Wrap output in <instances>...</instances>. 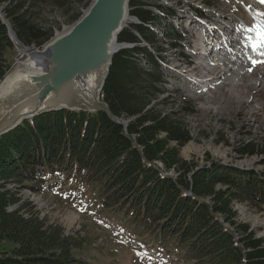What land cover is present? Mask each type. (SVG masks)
Wrapping results in <instances>:
<instances>
[{"label": "trees", "instance_id": "16d2710c", "mask_svg": "<svg viewBox=\"0 0 264 264\" xmlns=\"http://www.w3.org/2000/svg\"><path fill=\"white\" fill-rule=\"evenodd\" d=\"M0 2H8L6 19L22 43L42 48L51 40L55 30L45 31L32 20L35 0ZM89 5L90 1L82 8ZM147 6L131 0L130 7H137L131 15L144 22V27L160 26L168 35L175 34L172 22L164 21L174 15H154L157 21L147 23L152 19L151 12L144 9ZM78 8L73 22L81 17ZM146 31L129 26L118 42H139L135 32L147 39ZM149 35L156 36L151 29ZM137 36L140 43L145 41ZM14 49L0 19V78L9 69L7 57ZM137 49L114 55L102 93L112 116L126 118L128 125L105 112L58 111L28 120L0 138V243L14 244L9 251L0 252V264H88L72 253L82 241L62 236L58 228L26 216L28 205L7 211L21 201L18 187L39 194L77 190L93 208L92 215L111 214L112 221L128 224L140 236L138 244L167 259L174 257V264H264L263 241L245 225H236L230 203L220 197V191L214 192L216 185L224 186L264 213V179L215 163L191 172L176 151L167 150L172 142L186 145L189 133L174 118L149 109L152 99L164 94L156 87L163 78L152 58V70L139 67L141 55L146 61L148 56L136 54ZM161 134L166 135L165 141L158 140ZM247 149L251 156H263V147L244 146L241 153L248 155ZM157 163L167 172L178 171V177L164 176ZM189 172L194 173L191 179ZM207 197L212 204L205 201Z\"/></svg>", "mask_w": 264, "mask_h": 264}, {"label": "rangeland", "instance_id": "374dc122", "mask_svg": "<svg viewBox=\"0 0 264 264\" xmlns=\"http://www.w3.org/2000/svg\"><path fill=\"white\" fill-rule=\"evenodd\" d=\"M59 1L62 3H58L57 0H35L34 10H32L33 22L45 31L50 29L55 30L51 40L45 44L49 42L51 43L52 39H55L58 34L72 27L75 23L73 22V16L78 11L79 6L82 15L84 9L87 8L82 7H84L89 1L90 3L92 2V0ZM133 1L135 3L142 2L148 5L146 9L154 11L153 15H155V12L162 14L165 13L162 10L163 7L160 6V4H163L169 10L176 12L177 17H175L174 23L178 29L180 28L182 35H184L183 32L187 31L184 39H180L184 48L179 50V52L183 53L185 57L179 52L176 53L172 47L174 44L169 46L165 43L162 27L161 30L160 28L155 27V33L157 35L155 37L148 36L147 31L145 33V35L148 36L145 43H147L146 45L150 48H144L143 54L149 57L151 63L152 55L160 50H166L168 52L167 57L169 64L176 65L173 63V59L175 58L185 60L182 61V63H184V66L181 67L182 69L180 67L178 68V66L175 68L179 71L178 79L181 85L177 87L172 86L168 81V77H166L167 85L165 86L167 88V93L163 91L164 88L161 85H157L156 87L166 94H159L157 97L153 98L150 103L151 106L149 107V109H154L157 112H161L166 116L174 118L176 121L184 125L189 133L190 141L186 145L179 147L177 143L172 142L168 144L167 150L176 151L178 159L183 163H187L191 172L195 171L196 173V171L198 172L203 168H210L212 167V164L215 163L220 167H231L241 171L254 173L264 179V153L263 156H251L249 149H247L249 151L248 155L241 153V149L244 146L249 147L255 145L259 146L260 149H262V147L264 148L263 110L257 111V113L254 114L249 108H247V106H242L237 102H233L231 97H229V91H231V89H229L230 85L227 84L221 89L224 98L222 96L218 98V96L214 95L207 99V94L205 93H203L198 100H189L181 98L180 96V91L183 90L184 84L192 83L193 86H198V81L191 77L189 73V70L196 65L195 57L198 55L196 52L200 51V48L198 49L197 44L195 43L199 39L198 34L195 33V31H191V24L196 22L197 26V20L201 21L202 19L198 11L202 10L205 12L206 19H208L206 20L208 22L206 27L210 29V31L207 32V37L213 39L214 35L217 36L214 30L217 25L219 26L218 18L221 19L223 15H226L223 9L208 7L205 5V0ZM247 1V5L252 6L253 1ZM211 2L212 6H214L213 2H218V0H212ZM232 4H234V2H232ZM160 7H162V9ZM237 9L238 7L235 8V10ZM6 11L7 4L0 2L1 19H6V16L4 17ZM239 16L243 17V19H248V17H246L247 15H243L242 11ZM155 17L152 16V19L155 20ZM134 21L136 23L138 22L136 19H134ZM164 21L167 22V19L165 18ZM184 21L189 23L188 28L187 24L183 26ZM134 25V23L130 24V26ZM6 27L8 30L7 24ZM145 30L148 29L145 28ZM141 32H143L142 29ZM14 46V51L7 57L9 69L7 73L0 78V84L18 64L23 63L26 60L27 55L25 53L22 55L19 54L16 44H14ZM31 47L39 50L41 49L36 46ZM166 48L169 49L167 50ZM189 61H191V65H188ZM142 69L147 72L151 70V68L146 70V66ZM242 86L244 87L243 83ZM170 87L173 89L172 92ZM208 92L209 91H207V93ZM185 96L191 98L194 97L191 92L185 94ZM260 96L263 103L264 92H261ZM257 102L261 101L258 100ZM120 120L124 123L123 125H128L129 123V120L126 118H121ZM165 138L166 135L161 134L158 140L165 141ZM157 167L162 171L164 176L166 175V177L169 176L174 179L178 177V171L176 170H170L167 172L163 166L157 165ZM191 172H189V175L187 176L188 179H191L192 175H194V173ZM11 188L15 189V187ZM214 189V192L220 191V197L230 203V207L235 213L234 223L236 225H245L256 239L262 240L264 243V213L256 208L251 202L239 198L233 190L221 185H216ZM16 193L21 201L16 205L9 206L7 211L12 212L18 208V205L26 204L28 205L27 210L30 211L29 213H25L26 216L35 217L44 221L45 225L51 229L58 228L62 236L73 237L82 241V245L79 248L72 249V253L76 259L83 260L88 264L169 263V261L164 262L165 259L163 260L161 258L162 256L156 258L155 252H150L143 246L138 245L141 238L139 235L131 232V228L128 224L121 223L117 219L112 221L111 214L110 216L107 214L104 217L102 215L98 218L92 215L93 208L86 203L83 196L80 195L77 190L65 192L63 193V196H61V194L58 195L51 193L37 194L32 190L18 187ZM205 201L209 204H212L213 202L211 197H207ZM220 222L223 223L222 220H220ZM225 227L235 231V229L231 228L229 225L225 224ZM8 244L12 247L14 246V244Z\"/></svg>", "mask_w": 264, "mask_h": 264}, {"label": "water", "instance_id": "95a60500", "mask_svg": "<svg viewBox=\"0 0 264 264\" xmlns=\"http://www.w3.org/2000/svg\"><path fill=\"white\" fill-rule=\"evenodd\" d=\"M131 0H94L70 31L35 49L9 35L27 55L0 84V138L24 122L58 111L105 112L102 100L113 57L122 48L118 36L126 28Z\"/></svg>", "mask_w": 264, "mask_h": 264}, {"label": "bare ground", "instance_id": "6f19581e", "mask_svg": "<svg viewBox=\"0 0 264 264\" xmlns=\"http://www.w3.org/2000/svg\"><path fill=\"white\" fill-rule=\"evenodd\" d=\"M93 1L94 0H92L90 5L93 3ZM205 1H206V4H205L206 6L223 9L226 15L225 16L223 15L221 19L218 18L219 26L217 25L216 29L214 30L217 36L214 35L215 37L213 36V39H211L207 37V32L210 31V29L206 27V25L208 24V22L206 21L208 20L206 19V13L203 12L202 10L198 11L202 19L201 21L197 20V26H196V22H193V24H191V27H192L191 31H195V33L198 34L199 39L195 43L197 44V48L198 49L200 48V51L196 52L198 54L197 57H195L196 65L189 70L190 76L198 81L197 82L198 86L196 85L193 86L192 83L184 84L183 90L180 91L181 98H185L189 100H198V98H200L203 93L207 94V99L211 98L214 95L218 96V98L221 96L223 97L224 94L222 93L221 89H223L224 86L227 84V85H230L229 89H231V91H229L230 92L229 97H231L233 102H237L241 104L242 106H247V108H249L250 111L254 114L257 113V111H261V110L264 111V101L262 103V98L260 96L261 92H264V63H261V66L257 68L256 70L249 72V68H247L245 66V63H243L242 60L240 59L243 50L240 48V46L236 45L235 43L236 36H237L236 32H234L235 24L236 26H241V24L235 21L234 16L229 12L227 3L224 2L223 0H218V2H213L214 6H212V2H211L212 0L211 1L205 0ZM4 3L7 4L8 6V2H4ZM259 5L264 6V4H261V2H256V4H253L252 7L249 9V13L255 19L256 23L252 31L250 30L249 33L245 35L246 38L249 37L250 42H249L248 47L250 48V52H252L251 54L248 55L247 66H250V64H248L250 61L251 62L264 61V38H262V33H264V8H261ZM89 6L86 9H84L81 16H83L87 12ZM160 6L163 7V9L162 7L160 8L165 13H170L171 16L174 15L172 17H167V20L169 22H172V25L175 30V34L172 32H169L170 33L169 35H172L175 38L170 39L169 38L170 36L168 35L167 31L164 29H163L164 31L163 37L167 45L172 46L174 44V46L172 47L177 53L179 52V50L184 48L183 44L180 42V39L181 40L184 39V36H186L187 31L183 32L184 35H182L180 28L178 29V27L174 23L175 17H177V14L175 11L174 13L173 10H169L163 4H160ZM136 9L137 7H134V8L130 7L129 12L136 10ZM144 9H146V7H144ZM148 11L151 12V17L154 16L153 15L154 11L152 10H148ZM155 15L166 17V14H162L159 12H155ZM134 19H136L138 22L136 23ZM156 21H157V18L155 20L148 21L147 23L156 22ZM133 23L135 25H142L144 27V22L140 21L135 16H129V19L126 23V28H129L130 24H133ZM185 24H187V28H188L189 23L187 21H184L183 26ZM146 27L153 30L154 33H155L156 28H160L161 30L160 26L148 24L146 25ZM149 29L147 30L148 36L154 37L152 35H149ZM69 31L70 29L63 31L62 33L58 34L55 37V39L61 37L62 35L68 33ZM137 34H139L142 38H144L140 33L135 32V35L138 39L139 37L137 36ZM55 39L53 38L52 41H54ZM144 39L147 40L146 38ZM140 41L141 40L139 39L138 43H124V44H121V47L122 49H129V50L140 48L141 49L139 50L140 52L138 51L136 53V54H140L144 52V48H150L148 47V45H146L147 43H145V41L141 43ZM47 44H45L43 48ZM17 50L19 52L18 48ZM179 53L183 57H185L183 53L181 52ZM153 55L155 56L156 60L159 63L154 59ZM153 55H152V60L154 59L155 61V62L153 61L154 64H156L157 67L160 69V71H162L164 74L163 83L161 85L164 88L163 91L167 93V88L165 86L167 85L166 77H168V81L172 84V86L177 87L181 85L178 79L179 71L175 68H177V66L178 68L183 67L184 63H182V61H185V60L175 58L173 59V63H175L176 65L169 64L168 57H167L168 52L166 50L156 51V53H154ZM141 56L142 57L139 58V64L142 66L140 67L143 68V66H146V70L149 68H151L152 70L153 65L151 64L149 57L147 60L149 64L148 65L146 61V57L144 55H141ZM212 58H215V59H212ZM159 64L161 65L162 69L160 68ZM191 64H192L191 61H189L188 65H191ZM137 66L139 65L137 64ZM242 83L244 87L242 86ZM250 87H251V91H250ZM172 91L173 89L171 88V92ZM207 91L209 92L207 93ZM190 92L193 93L194 95L193 98L189 96H185V94L190 93ZM227 93H228V90H227ZM258 100H260L261 102H257ZM158 165H161V164H158Z\"/></svg>", "mask_w": 264, "mask_h": 264}, {"label": "crops", "instance_id": "0c3cea01", "mask_svg": "<svg viewBox=\"0 0 264 264\" xmlns=\"http://www.w3.org/2000/svg\"><path fill=\"white\" fill-rule=\"evenodd\" d=\"M12 246L8 243H2L0 244V252H5V251H9V249L11 248Z\"/></svg>", "mask_w": 264, "mask_h": 264}, {"label": "snow or ice", "instance_id": "6c2138e0", "mask_svg": "<svg viewBox=\"0 0 264 264\" xmlns=\"http://www.w3.org/2000/svg\"><path fill=\"white\" fill-rule=\"evenodd\" d=\"M261 3H264V0H260ZM262 38H264V33H262ZM253 63H264V61H253ZM251 70V69H249Z\"/></svg>", "mask_w": 264, "mask_h": 264}, {"label": "built area", "instance_id": "2783aa9c", "mask_svg": "<svg viewBox=\"0 0 264 264\" xmlns=\"http://www.w3.org/2000/svg\"><path fill=\"white\" fill-rule=\"evenodd\" d=\"M19 54H21V55H22V54H24V53H22V52L19 50Z\"/></svg>", "mask_w": 264, "mask_h": 264}]
</instances>
